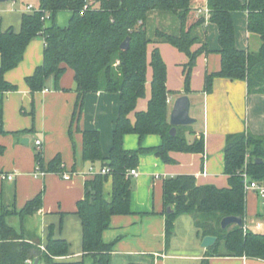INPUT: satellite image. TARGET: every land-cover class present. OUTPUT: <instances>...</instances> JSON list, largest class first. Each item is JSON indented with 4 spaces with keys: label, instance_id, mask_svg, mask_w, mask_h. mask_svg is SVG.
Here are the masks:
<instances>
[{
    "label": "trees",
    "instance_id": "obj_1",
    "mask_svg": "<svg viewBox=\"0 0 264 264\" xmlns=\"http://www.w3.org/2000/svg\"><path fill=\"white\" fill-rule=\"evenodd\" d=\"M40 9L25 13L20 31L0 28V133H7L3 126L4 94L15 91L18 85L8 81L5 74L23 60L28 44L36 37H44V60L35 72L25 78L32 92L45 88L53 77L56 89L68 90L60 84L67 68L74 71L78 99L72 116V125L79 119L89 92L106 91L120 95V108L113 132V143L108 156L102 149L99 130H83V155L91 162L99 161L108 166L107 174L96 173L86 182L85 196L78 201L77 213L82 220L84 257L77 261H62L57 257L68 255L70 244L64 238H56L51 229L44 249L29 242L7 220L9 214L22 218L33 215L41 208L42 195L28 200L21 210L4 208L0 213V264H34L39 256L44 264H110L113 243L106 242L103 234L110 227L111 217L129 214L133 191L129 170L139 165L140 154L153 151L166 163H174L172 152L204 153L203 130L193 140L186 132L196 134L192 125L177 126L171 134L170 104L167 102L168 68L159 43L167 42L188 55L184 64L185 93H190L193 68L199 54L210 51L207 39L197 49L201 34L196 31L207 20L218 28V52L221 68L205 75L204 91H213L216 77L245 80L249 93H264V0H207L208 13L198 14L196 0H39ZM88 8L83 11L84 6ZM61 11H70L66 25H60L56 17ZM172 14L178 27L175 31L155 28L150 33L152 12ZM235 11L247 12V29L261 38L260 47L253 51L240 48L236 43ZM197 15V17H196ZM43 17H45L43 19ZM194 18V20H192ZM48 19L51 24L47 25ZM130 37V46L122 48V42ZM154 43L149 58V47ZM152 68L151 97L145 110L136 111L137 102L146 96L147 71ZM135 111V121L130 114ZM34 115V111H32ZM26 132L17 131L14 133ZM134 133L142 139L148 134L160 135L159 145L147 148L127 149L124 135ZM260 159L261 161H257ZM37 164L44 170L62 172L60 153L45 162L42 153H36ZM251 179L264 183V136L250 132L232 133L224 148V171L229 185L198 184L196 176L180 174L164 180L166 208V244L173 233L174 222L181 214H191L196 226L206 235L217 236L210 254L218 253L220 243L236 256L264 259V233L255 232L243 225L221 227V220L228 215L241 216L245 220L247 202L243 168ZM112 179L111 198L107 199L104 185ZM27 260H33L32 263Z\"/></svg>",
    "mask_w": 264,
    "mask_h": 264
},
{
    "label": "crops",
    "instance_id": "obj_2",
    "mask_svg": "<svg viewBox=\"0 0 264 264\" xmlns=\"http://www.w3.org/2000/svg\"><path fill=\"white\" fill-rule=\"evenodd\" d=\"M30 5L32 8H29ZM194 7L206 8L207 0H196ZM35 10L33 3L21 4L18 0L0 2V28L20 31L23 15ZM67 12L69 21L71 12ZM233 17L237 46L257 50L261 38L247 29V12L235 11ZM239 17H242V22L237 29ZM150 19L157 23L158 28L167 31H175L178 27L176 18L170 13L154 11ZM211 23L207 20L196 29L202 41L194 44L192 49H197L207 39L211 50L197 57L190 93L184 91V64L189 60L188 55L167 42L159 43L168 68V89L176 92L169 95L170 113L175 97L183 94L190 96V113L197 119L191 125L196 129V134L188 130L186 136L193 140L203 130L205 151L172 152L176 159L174 163L164 162L153 151L140 154L139 165L136 167L139 173L131 175L132 212L113 215L110 227L103 234L106 242L113 243L110 264H264V259L234 255L224 241L220 243L218 253L210 254V247L202 246V231L196 226L194 217L187 213L176 217L173 236L169 244H166L168 208L164 201V180L171 176L191 174L196 176L198 184L228 186V175L224 171V148L228 135L250 132L264 136V93H249L245 80L225 77L215 78L212 92L204 91L206 73L221 68L218 28ZM46 24L50 25L51 22L47 21ZM209 26L212 28L210 35ZM244 32L246 38H243ZM44 46L43 36L34 38L28 44L19 65L5 74V78L18 85V89L4 94L3 126L7 133H0V172L14 173L15 178L0 181V213L4 208L19 211L28 200L41 194L42 204L37 212L25 218L16 213L9 214L8 223L25 240L39 244L42 249L52 229L54 237L64 238L70 244L69 254L57 259L77 261L84 257L82 220L77 213V204L85 196L86 182L95 175L89 172L90 167L94 165L97 171L101 168L99 161L91 162L84 158L82 131L99 130L103 153L108 156L119 114L120 95L106 91L89 92L85 96L79 119L72 125L78 99L72 68L66 71H71L73 80L69 76H62L60 80L61 86L68 90L45 85L44 89L32 92L26 83L25 78L43 63ZM150 46L153 49L154 43ZM151 78L152 73L148 68L146 96L138 100L136 111L148 107ZM48 81L55 83L53 77L48 78L46 83ZM130 118L135 121V111L130 114ZM23 130L26 132L14 133ZM24 137L28 138V143L21 141ZM37 140H41L40 145L36 144ZM161 141V136L157 134H148L142 139L134 133L124 135V146L127 149L140 146L151 148ZM38 151L46 163L60 153L65 169L62 172L48 171L44 175H36ZM64 173L70 176L65 178ZM111 191L112 179L108 178L104 185L107 199L111 198ZM246 202V227L264 233V197L255 190H248ZM85 260L86 263L90 260L92 264L90 256H85ZM40 264H44L42 260Z\"/></svg>",
    "mask_w": 264,
    "mask_h": 264
},
{
    "label": "water",
    "instance_id": "obj_3",
    "mask_svg": "<svg viewBox=\"0 0 264 264\" xmlns=\"http://www.w3.org/2000/svg\"><path fill=\"white\" fill-rule=\"evenodd\" d=\"M8 0H0V2H4ZM130 46V37H127L121 44L122 48H128ZM191 99L188 94H183L178 96L173 104L171 113H170V122L172 124L171 134L175 135L177 133V126L180 125H191L197 121V119L191 116ZM23 143H28V138L24 137L21 139ZM257 161H261L257 159ZM168 212L173 211L172 207H168ZM244 220L241 216L236 215H228L222 218L221 220V227L226 228L231 224H238L243 225ZM217 236L215 235H206L202 240V246L204 247H211L217 241ZM41 258L37 256L34 259V264H40Z\"/></svg>",
    "mask_w": 264,
    "mask_h": 264
},
{
    "label": "built area",
    "instance_id": "obj_4",
    "mask_svg": "<svg viewBox=\"0 0 264 264\" xmlns=\"http://www.w3.org/2000/svg\"><path fill=\"white\" fill-rule=\"evenodd\" d=\"M29 8H32V5L29 6ZM88 8V4H86L83 8V11L86 10ZM201 13H205L207 14L208 13V8H200L199 11H198V14H201ZM45 17H43L44 19ZM167 102L170 104L171 103V99L168 98L167 99ZM36 144L37 145H40L41 144V140H37L36 141ZM46 170L42 169L39 165H38V169L36 171V175H44L46 174ZM89 172L92 173V174H96V173H102V174H107L110 172V168L108 166H103L99 169V171H97L95 169V166L92 165L89 169ZM138 170H136V168H132L129 170V175H138ZM70 176L69 173H64V177L65 178H68ZM242 176L244 177V180H245V187H246V190H255L257 191L261 196L264 197V183L261 182V181H258V180H254V179H251V176L250 174L248 173L247 171V167L245 165V167L243 168V171H242ZM15 178V174L14 173H8V172H0V181H3V180H12ZM29 263H32V260H28Z\"/></svg>",
    "mask_w": 264,
    "mask_h": 264
},
{
    "label": "rangeland",
    "instance_id": "obj_5",
    "mask_svg": "<svg viewBox=\"0 0 264 264\" xmlns=\"http://www.w3.org/2000/svg\"><path fill=\"white\" fill-rule=\"evenodd\" d=\"M18 1H20V3L21 4H23V3H25V4H28V3H33V6H34V9H36V10H39L40 9V3H39V0H18ZM68 17H69V12H67V11H63V12H60L58 15H57V17H56V21H57V23H59V24H62V23H65V24H67V21H68ZM241 19H242V17H239V18H237V24H236V26H237V29L239 28V26H241ZM48 22H51L50 20H48ZM64 24V25H65ZM212 24V23H211ZM210 24V25H211ZM163 25V24H162ZM211 26H213V25H211ZM157 27V23L156 22H154V21H151V24H150V33H151V35H153L154 34V31H155V28ZM211 31H212V28H210V26H209V35H210V33H211ZM242 36V35H241ZM243 38H246V33L244 32V36H243ZM151 51H152V46H150L149 47V50H148V53H149V58H150V55H151ZM197 60V59H196ZM149 69H150V72L152 73V68H151V66H149ZM69 76V78L70 79H72L73 80V75H72V73H71V71L70 70H67V71H65L64 72V74H63V77H68ZM192 82V81H191ZM46 85L48 86V87H51V88H54L55 87V83L53 82V83H51V81H48L47 83H46ZM193 85V84H192ZM191 85V89H192V86ZM184 89H185V85H184ZM174 94H176V93H174ZM174 97V96H173ZM178 97V96H177ZM177 97H175V99L177 98ZM172 107H173V104H172ZM192 116V115H191ZM194 117V116H193ZM87 264H91V262H90V260H88L87 261Z\"/></svg>",
    "mask_w": 264,
    "mask_h": 264
}]
</instances>
